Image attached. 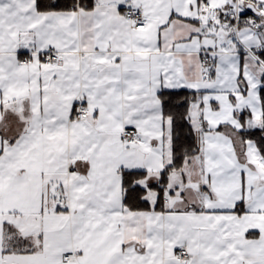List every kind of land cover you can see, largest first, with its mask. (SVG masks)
<instances>
[{
  "label": "snow or ice",
  "instance_id": "obj_1",
  "mask_svg": "<svg viewBox=\"0 0 264 264\" xmlns=\"http://www.w3.org/2000/svg\"><path fill=\"white\" fill-rule=\"evenodd\" d=\"M0 264H264V0H0Z\"/></svg>",
  "mask_w": 264,
  "mask_h": 264
}]
</instances>
